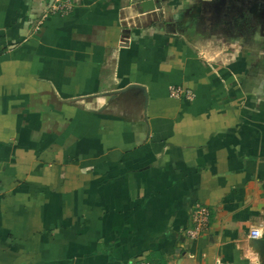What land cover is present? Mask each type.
Returning <instances> with one entry per match:
<instances>
[{
    "label": "crops",
    "instance_id": "1",
    "mask_svg": "<svg viewBox=\"0 0 264 264\" xmlns=\"http://www.w3.org/2000/svg\"><path fill=\"white\" fill-rule=\"evenodd\" d=\"M51 1L0 0V264H264L259 4Z\"/></svg>",
    "mask_w": 264,
    "mask_h": 264
},
{
    "label": "built area",
    "instance_id": "2",
    "mask_svg": "<svg viewBox=\"0 0 264 264\" xmlns=\"http://www.w3.org/2000/svg\"><path fill=\"white\" fill-rule=\"evenodd\" d=\"M75 0H54L48 11L53 14L67 15L74 9ZM171 95L176 98H185L192 100L194 93L191 89L181 85H175L171 88ZM211 212L208 206L196 204L192 210V227L188 230L187 235L191 239H197L209 227ZM258 228H253L250 232L253 238V232ZM256 239V238H254ZM125 264H157L149 259H136Z\"/></svg>",
    "mask_w": 264,
    "mask_h": 264
},
{
    "label": "water",
    "instance_id": "3",
    "mask_svg": "<svg viewBox=\"0 0 264 264\" xmlns=\"http://www.w3.org/2000/svg\"><path fill=\"white\" fill-rule=\"evenodd\" d=\"M53 1L54 0H52L50 4H52ZM139 7H140L139 9L142 11V14H140L139 16H135L133 18L124 19L122 22L123 26L125 27H141V26L147 27L151 25L153 22H156L159 20L158 12L156 10V4L154 0H148L144 2L143 4H140ZM131 87L141 88L145 92V95L147 97V93L143 86L132 85ZM259 245L260 246L264 245V240H259Z\"/></svg>",
    "mask_w": 264,
    "mask_h": 264
},
{
    "label": "flooded vegetation",
    "instance_id": "4",
    "mask_svg": "<svg viewBox=\"0 0 264 264\" xmlns=\"http://www.w3.org/2000/svg\"><path fill=\"white\" fill-rule=\"evenodd\" d=\"M219 2H221V3H219V6H222L224 9H223V13L224 14H228V15H230V13H233L234 11H239L240 13L242 12V11H244L245 9L243 8V9H239V7H238V5H240L241 3H240V0H230L231 1V3L229 4V6H227L226 7V4H227V0H218ZM250 2H251V4H253V3H256V0H249ZM260 3H258L257 2V4H259V6H264V0H261V1H259ZM240 3V4H239ZM221 4V5H220ZM218 5V4H217Z\"/></svg>",
    "mask_w": 264,
    "mask_h": 264
},
{
    "label": "rangeland",
    "instance_id": "5",
    "mask_svg": "<svg viewBox=\"0 0 264 264\" xmlns=\"http://www.w3.org/2000/svg\"><path fill=\"white\" fill-rule=\"evenodd\" d=\"M259 1H261V0H256V3L257 2L260 3ZM227 2H228V6H229L231 1L228 0ZM240 3H239L240 5H238L239 9H243V8L246 9V7H249L251 5V2L249 0H240ZM259 7H260V11H261L260 13L264 15V6H259ZM255 16L257 17V14ZM258 17H260V15H258ZM255 20H257V19H255Z\"/></svg>",
    "mask_w": 264,
    "mask_h": 264
},
{
    "label": "clouds",
    "instance_id": "6",
    "mask_svg": "<svg viewBox=\"0 0 264 264\" xmlns=\"http://www.w3.org/2000/svg\"><path fill=\"white\" fill-rule=\"evenodd\" d=\"M262 233H264V229H256L253 232V238H260L262 236Z\"/></svg>",
    "mask_w": 264,
    "mask_h": 264
}]
</instances>
